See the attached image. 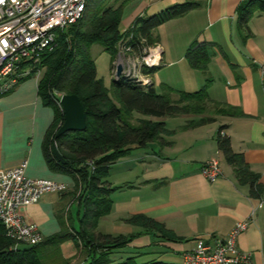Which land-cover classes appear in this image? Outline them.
<instances>
[{
    "label": "crops",
    "instance_id": "1",
    "mask_svg": "<svg viewBox=\"0 0 264 264\" xmlns=\"http://www.w3.org/2000/svg\"><path fill=\"white\" fill-rule=\"evenodd\" d=\"M241 1L128 0L123 8L134 10L131 18L124 22L125 29L150 8L149 15H153L176 4L194 5L183 16L155 30L154 41L159 45L160 34L164 35L163 28L166 27L190 36L178 57L170 55V47L165 52L160 45L162 65L151 72L152 88L154 72L163 66L174 67L171 69L174 78L181 80L179 90L171 88L169 83L168 87L174 91L190 93L187 81L193 83L195 79L194 89L210 80L203 116L211 117L213 121L183 128L188 121L200 116L146 118L163 122L169 134L142 148H132L109 167L103 182L111 190L110 211L98 220L95 233L112 237L142 233L116 254L120 260L135 253L144 260L161 249L178 255V264H181L182 255L192 250L196 241L212 246L215 240L225 239L235 223L247 221L246 229L235 238V246L250 254V264H264V83L258 70L264 65V13H252L247 22L249 34L243 39L235 17ZM195 40L215 45L209 52L210 60L204 71L192 70L184 59L185 50ZM171 98L175 100L177 96ZM223 106L238 109L242 116L215 115L214 111ZM52 117V110L41 104L36 79L24 80L0 97V170L12 169L26 161L24 174L27 178L65 186L63 192L45 194L37 203L20 209L24 221L37 226L41 240L65 228L67 221L73 225V220L83 211L81 202L75 200L79 193L74 192L73 178L49 170L43 157L42 140ZM219 127H223L220 135L228 137L232 152L241 155L249 171L257 176L258 199L249 195L248 185L237 183L231 168L217 151L215 138ZM212 158L218 161L220 176L209 183L199 170ZM71 204L76 206L73 220L69 214ZM133 215L153 220L173 233L177 241H164L156 238L153 232H144L140 227L127 224L125 220ZM38 252L43 264L44 261L69 264L78 259L70 240L41 246ZM142 260L138 262H144Z\"/></svg>",
    "mask_w": 264,
    "mask_h": 264
},
{
    "label": "trees",
    "instance_id": "2",
    "mask_svg": "<svg viewBox=\"0 0 264 264\" xmlns=\"http://www.w3.org/2000/svg\"><path fill=\"white\" fill-rule=\"evenodd\" d=\"M127 2L128 0H87L82 18L66 30L57 31L52 50L42 52L40 63L28 77L19 80L20 83L30 79L37 70H42L37 81L38 95L41 104L50 108L53 113L42 140L43 157L49 170L73 178L74 192L79 193L75 200L77 203L81 202L83 211L80 217H76V227L67 221L65 228L33 247L16 246V242L7 237L0 223V264H43L38 249L67 240L76 248L79 264H170L157 260L138 262L137 253L122 260L116 256L142 233L114 237L95 233L98 220L109 213L111 206V190L105 187L103 180L109 167L132 148H142L169 134L160 121L138 119L135 125L131 124V113L154 119L179 115L200 116L197 120L188 121L183 128L212 122L213 118L203 116L208 102L206 87L210 80H206L199 90L190 93L174 91L164 85L161 92L157 93L152 87L141 89L122 80H111L109 89L104 87L102 80L96 76L88 49L91 45H99L113 60L115 44L122 36L118 26ZM193 8L194 5L190 3L176 4L146 18L137 17L128 31L146 38L148 43H154L156 41L152 33L157 27L183 16ZM254 11L264 13V0H242L236 9V26L243 39L249 34L247 22ZM213 46L215 45L212 43L192 41L184 53L189 68L204 71ZM53 92L75 95L78 98L85 117L84 131L66 132L54 137L63 118L60 108L54 102ZM172 95L177 98L173 100ZM214 114L242 116L238 109L228 106L216 109ZM222 129L223 127H219L216 132L217 151L231 168L237 183L248 185L249 195L258 199L260 193L257 176L249 171L241 155L232 152L228 137L220 135ZM52 145L65 161L64 164L53 158ZM88 161L92 163L91 166L87 164ZM125 222L140 227L144 232H153L156 238L164 241H177L173 233L143 215H133Z\"/></svg>",
    "mask_w": 264,
    "mask_h": 264
},
{
    "label": "built area",
    "instance_id": "3",
    "mask_svg": "<svg viewBox=\"0 0 264 264\" xmlns=\"http://www.w3.org/2000/svg\"><path fill=\"white\" fill-rule=\"evenodd\" d=\"M86 3L87 0H0V95L10 92L20 79L30 75L40 63L41 53L52 50L56 32L82 18ZM131 28L130 24L120 31L122 36L114 47L110 76L113 79L115 66L119 65L120 74L115 81L148 89L152 87L150 70L162 65L163 51L158 43H148L146 38L128 31ZM258 70L264 83V65ZM34 77L38 81L41 70ZM61 95L53 92L59 108ZM26 166V161H22L12 169L0 170V223L16 246L33 247L41 243V234L35 224L24 221L20 209L37 203L45 194L63 192L65 186L27 178ZM199 172L207 182H214L220 176L218 161L207 160ZM246 227L247 221L235 223L226 238L215 240L212 246L196 241L194 248L182 255L181 264H250V254L235 246V238Z\"/></svg>",
    "mask_w": 264,
    "mask_h": 264
},
{
    "label": "rangeland",
    "instance_id": "4",
    "mask_svg": "<svg viewBox=\"0 0 264 264\" xmlns=\"http://www.w3.org/2000/svg\"><path fill=\"white\" fill-rule=\"evenodd\" d=\"M150 11H146L144 15L140 16L142 18H146L149 16V12L152 11V8L149 9ZM134 10L128 11V9H124L122 12V18L119 24V29H123L124 28V22L129 20L132 16ZM163 33L164 35L160 34V45L163 47V49L166 52L167 47H170V52H171V56L174 57H178L180 56V54L182 53V48L183 44L185 43L186 40H189V34H178L176 32H174L170 27H166L163 28ZM161 33V32H160ZM152 37L156 38L157 37V32L153 31L152 33ZM196 41V40H195ZM89 55L91 56L93 63H94V68H95V73L98 79L102 80V83L104 85V87H106L107 89H109L110 84H111V57L110 55L105 52L99 45H91L88 49ZM174 67L171 66H163L160 70H157L154 72V76H153V80H154V90L157 93L161 92V87L162 85L167 86L170 85L169 83H171V88L175 89V90H179L181 87V80L174 78L176 77L172 72L171 69H173ZM42 73V70H41ZM199 75V74H196ZM30 79H35V77L30 76ZM184 81V80H183ZM182 81V83H183ZM195 82V79H193V83ZM193 83L191 81H187V88H189L190 92L191 91H197L199 88L194 87ZM186 88V87H184ZM111 98L113 99V97L111 96ZM138 119H146V117H143L135 112L130 114V118H129V122L133 125L136 124ZM177 121V120H176ZM166 130V129H165ZM167 131V130H166ZM75 212H76V206L73 204H71L69 206V214L72 218V220L75 217ZM70 223V221H69ZM73 227H76L77 223L76 220H73ZM22 246H26V245H22ZM28 247V246H26ZM152 250V249H151ZM149 249V253H152ZM157 252L159 253H153L149 256H146L144 258V260H142V256H138L137 257V261H147V260H151V259H155L157 261H166L167 263H175L178 264L180 259L178 257V255L172 254V253H166L163 252L161 249H157ZM117 256V255H116ZM119 256V255H118ZM128 254L125 256L127 257ZM45 258V256H44ZM78 258V257H77ZM142 258V259H141ZM42 259V258H41ZM79 259V258H78ZM74 260L73 262L69 263V264H79L80 259L78 260ZM251 261V260H250ZM45 264H47L44 261Z\"/></svg>",
    "mask_w": 264,
    "mask_h": 264
},
{
    "label": "water",
    "instance_id": "5",
    "mask_svg": "<svg viewBox=\"0 0 264 264\" xmlns=\"http://www.w3.org/2000/svg\"><path fill=\"white\" fill-rule=\"evenodd\" d=\"M120 74V66H115L113 74V81H115ZM59 106L62 113L63 121L55 132L54 137H58L66 132H82L85 129V117L83 108L78 98L75 95L62 94L59 98ZM51 153L56 162L64 164L65 161L57 152L54 145L51 146Z\"/></svg>",
    "mask_w": 264,
    "mask_h": 264
}]
</instances>
